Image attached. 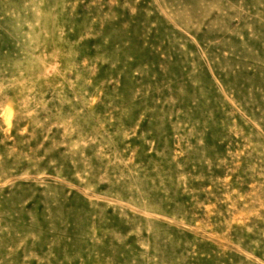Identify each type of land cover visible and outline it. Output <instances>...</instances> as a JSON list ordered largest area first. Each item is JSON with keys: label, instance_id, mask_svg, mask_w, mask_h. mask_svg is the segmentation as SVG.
I'll return each mask as SVG.
<instances>
[{"label": "rangeland", "instance_id": "rangeland-1", "mask_svg": "<svg viewBox=\"0 0 264 264\" xmlns=\"http://www.w3.org/2000/svg\"><path fill=\"white\" fill-rule=\"evenodd\" d=\"M0 264H264V0H0Z\"/></svg>", "mask_w": 264, "mask_h": 264}]
</instances>
